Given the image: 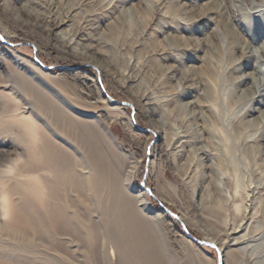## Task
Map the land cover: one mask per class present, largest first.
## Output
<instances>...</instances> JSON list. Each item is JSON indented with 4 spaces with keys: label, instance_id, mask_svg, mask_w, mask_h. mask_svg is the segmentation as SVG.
I'll return each instance as SVG.
<instances>
[{
    "label": "rangeland",
    "instance_id": "rangeland-1",
    "mask_svg": "<svg viewBox=\"0 0 264 264\" xmlns=\"http://www.w3.org/2000/svg\"><path fill=\"white\" fill-rule=\"evenodd\" d=\"M54 21H61L59 32L70 47L46 37ZM218 29L237 30L244 42L231 48ZM0 45L8 51L0 54L2 126L14 125L5 114L17 106V112H34L48 122L28 90L42 91L95 124L116 169L115 187L132 176V193L143 192L153 210L163 212L162 205L192 236L214 244L193 242L165 212L155 228L139 206L117 202L115 194L108 196L106 210L101 201L86 199L83 205L100 237L110 224L102 213L116 201L126 218H141L139 229L149 233L152 250L165 264L262 263L264 98L251 117L244 112L264 93L258 84L264 79V0H2ZM9 60H18L19 74ZM96 90L109 105L86 98ZM237 111L244 120L240 135L232 129ZM14 137L0 128V141L20 151ZM204 142L212 145L221 174L197 150ZM12 146L4 149L15 158ZM3 237L0 243H14ZM105 242L97 249L106 250ZM222 243L228 245L225 256L217 250ZM99 250L89 264L115 263H105ZM70 259L79 263L75 254Z\"/></svg>",
    "mask_w": 264,
    "mask_h": 264
},
{
    "label": "bare ground",
    "instance_id": "bare-ground-1",
    "mask_svg": "<svg viewBox=\"0 0 264 264\" xmlns=\"http://www.w3.org/2000/svg\"><path fill=\"white\" fill-rule=\"evenodd\" d=\"M60 23L61 21H54L46 37L51 41H62L67 46L68 42H65L59 32ZM2 31L11 38L5 29ZM216 35L222 39L227 37L231 48L237 47L244 40L237 30L225 34L223 30L220 32L218 29ZM2 52L8 51L0 45V54ZM255 52L256 50L251 55H256ZM0 61H2L1 55ZM17 61L6 62L11 63L13 70L16 71ZM29 64L31 69L40 71L31 62ZM262 70L261 67L259 73H262ZM16 72L19 74L18 71ZM241 78L244 77L240 76V80ZM259 81L258 84L264 86V79ZM3 88L5 89L6 86L4 85ZM28 91L39 108L46 113L48 122L41 121L33 114L34 112L32 114L31 112L25 114V111L17 112L18 106L10 112L6 110L5 116L14 123L13 126H2L5 120L0 116L2 131L15 132L14 138L23 147L19 151L18 145L12 146L9 141H0V235L14 241V243L4 241L0 243V264H70L72 263L70 258L74 254L78 258L76 259L78 264H89L92 259H96L95 252L99 249L101 259L106 261L105 263L114 259L113 264H165L159 253L152 250L149 233L139 229L137 224L140 223L141 218H126L127 216L125 217L121 212L119 203L115 202L120 200L130 204L133 202L141 211L149 215L157 229L160 226L159 222L166 215L153 210L143 192L135 190L132 193L134 190L132 176L124 179L123 187H115L113 183L116 182L114 181L116 169L108 162L110 152L103 147L104 140L95 124L76 118L67 107L49 99L42 91L32 89ZM85 96L105 106L109 105L98 90L95 91L94 97L88 93ZM259 97L261 99L255 100L252 106H248L244 116L251 117L257 112L263 102L264 93L259 94ZM7 98L11 99L10 96ZM110 109L116 111L119 107L113 106ZM145 111L148 115V107ZM236 113L237 120L232 124V129L235 134L240 135L244 129V120L242 121L243 118L238 115L239 111ZM259 114V119L264 120V112L261 111ZM262 131L264 132V129ZM209 134L211 139L215 136L213 132ZM204 143L205 145L201 148L198 146L197 150H200L202 159L212 160L211 167L220 173L218 157L212 158L211 155L214 154L212 145ZM6 145L12 146L11 150L15 158H11L10 151L4 149ZM167 146H170V143ZM112 194H115L117 199L114 197L116 201L110 203L111 211L102 213L109 215L110 224L106 226L105 232L100 237L94 222L92 223L89 218L86 219L82 213L85 212L83 205L86 204V199L91 200L93 205L94 202L101 201L104 207L102 209L106 210L108 205L106 200ZM137 209L134 208L138 212ZM171 221L169 220V223L172 225ZM103 240L108 243V247L106 250L103 246L97 249ZM208 241L214 244L212 242L214 240ZM227 249L228 245L224 243L218 246V250L224 256ZM261 264H264V260Z\"/></svg>",
    "mask_w": 264,
    "mask_h": 264
},
{
    "label": "water",
    "instance_id": "water-1",
    "mask_svg": "<svg viewBox=\"0 0 264 264\" xmlns=\"http://www.w3.org/2000/svg\"><path fill=\"white\" fill-rule=\"evenodd\" d=\"M46 68V67H45ZM48 69V68H46ZM147 170V165L145 166V171ZM141 187L143 189H145L147 191V193H150V190L148 188H145L143 186V184H141ZM160 208L163 212L167 213V215L171 218V219H175L179 222L180 224V229L193 241L196 242L197 244H200L201 246H212L213 243H210L208 241H204V240H200L197 239L196 237L192 236L189 231H187L188 229H186L185 225L181 222L179 216L175 213H172L171 211H169L167 208L163 207L162 205H160ZM218 250V249H217Z\"/></svg>",
    "mask_w": 264,
    "mask_h": 264
},
{
    "label": "snow or ice",
    "instance_id": "snow-or-ice-1",
    "mask_svg": "<svg viewBox=\"0 0 264 264\" xmlns=\"http://www.w3.org/2000/svg\"><path fill=\"white\" fill-rule=\"evenodd\" d=\"M214 247V246H213Z\"/></svg>",
    "mask_w": 264,
    "mask_h": 264
}]
</instances>
